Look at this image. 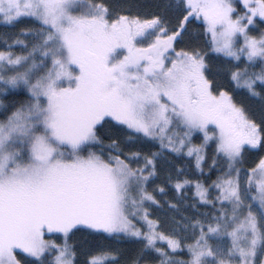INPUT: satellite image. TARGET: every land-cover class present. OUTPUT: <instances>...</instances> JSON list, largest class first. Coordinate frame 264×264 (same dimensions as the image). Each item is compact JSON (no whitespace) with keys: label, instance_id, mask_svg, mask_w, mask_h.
Segmentation results:
<instances>
[{"label":"snow or ice","instance_id":"snow-or-ice-1","mask_svg":"<svg viewBox=\"0 0 264 264\" xmlns=\"http://www.w3.org/2000/svg\"><path fill=\"white\" fill-rule=\"evenodd\" d=\"M0 264H264V0H0Z\"/></svg>","mask_w":264,"mask_h":264},{"label":"trees","instance_id":"trees-1","mask_svg":"<svg viewBox=\"0 0 264 264\" xmlns=\"http://www.w3.org/2000/svg\"><path fill=\"white\" fill-rule=\"evenodd\" d=\"M197 23H199V22H197ZM196 140L199 141L198 138H197V139H195L193 142L195 143ZM211 151H212V149L209 148V153H211ZM213 178H214V177H213ZM55 238H56L55 235L46 234V239H55Z\"/></svg>","mask_w":264,"mask_h":264},{"label":"rangeland","instance_id":"rangeland-1","mask_svg":"<svg viewBox=\"0 0 264 264\" xmlns=\"http://www.w3.org/2000/svg\"><path fill=\"white\" fill-rule=\"evenodd\" d=\"M198 140H199V139H198ZM199 142H200V140H199V141H197V140L195 141V143H199Z\"/></svg>","mask_w":264,"mask_h":264}]
</instances>
